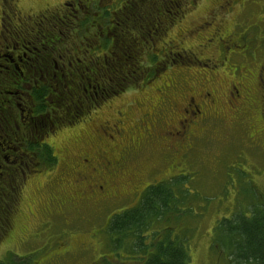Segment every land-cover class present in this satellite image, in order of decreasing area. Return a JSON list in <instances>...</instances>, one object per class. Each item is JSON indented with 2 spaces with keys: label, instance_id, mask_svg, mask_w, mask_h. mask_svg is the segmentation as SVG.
Returning a JSON list of instances; mask_svg holds the SVG:
<instances>
[{
  "label": "rangeland",
  "instance_id": "1",
  "mask_svg": "<svg viewBox=\"0 0 264 264\" xmlns=\"http://www.w3.org/2000/svg\"><path fill=\"white\" fill-rule=\"evenodd\" d=\"M62 1L0 0V9L15 15L10 7L15 5L19 11L16 14L22 18L30 15L27 20L33 22V44L40 56L54 54L58 59L57 52H62L63 46L79 44L84 36L87 40L81 48L74 47L80 48L79 57L73 58L83 60L104 52L107 37L102 38L100 46L97 41L89 42L93 32L88 30L89 20L85 33L73 35L53 17L43 18L49 12L61 14L72 8L58 5ZM153 1L124 2L135 3L130 16L133 22L158 19L154 15L160 9L163 15L177 16L159 38L144 39L151 45L139 59L145 71L141 79L130 81L124 90L102 99L79 123L66 122L54 135L45 136V141H53L61 159L58 163L53 159L56 165L52 168H48L47 161L38 163L37 157L27 160L33 164L23 169L26 179L21 197L27 195L26 207L19 210V200L13 212L5 215L0 228V260L114 264V252L101 228L113 213L138 205L149 184L169 182L177 200L160 219L152 218L153 230L147 233L186 239L189 264H229L233 258L227 259L218 240V222L229 219L234 212L248 213L254 208L264 213V86L259 82V70L264 71V0H187L181 3L184 7L179 15L173 14L177 8L172 0ZM112 2L101 0V8L113 6ZM109 19L114 20L108 14L102 17V28L108 29ZM56 29L65 33L54 51L47 36L38 31L54 36L58 35ZM127 31L123 33L118 27L115 32L120 38L129 34L139 40L137 34ZM228 48L234 53H228ZM106 53L109 56L108 50ZM57 63H63L62 59ZM240 79L250 94L242 90L233 99L230 93ZM205 92H210L214 102L203 120L193 119V133L181 141L172 132L188 124L189 120L182 121L185 99L194 96L195 101L203 102ZM104 124L123 125V138L96 139L95 132ZM139 136L141 142L131 150L127 148L130 154L121 162L124 168L120 165L114 176L104 175L105 195L110 197L102 196L95 185H90L96 182V170L75 174L77 168L86 166L83 158L88 154L94 158L97 151L104 150V156L118 158L127 139ZM70 160L77 164L73 169ZM89 163L94 167L105 165L101 159ZM32 168L36 171L30 172ZM83 175H93V180L84 183ZM20 183L21 173L16 185ZM7 200L14 205L15 199ZM125 258L128 260L122 264L132 262L130 256Z\"/></svg>",
  "mask_w": 264,
  "mask_h": 264
},
{
  "label": "flooded vegetation",
  "instance_id": "2",
  "mask_svg": "<svg viewBox=\"0 0 264 264\" xmlns=\"http://www.w3.org/2000/svg\"><path fill=\"white\" fill-rule=\"evenodd\" d=\"M119 2L120 0H113L111 5ZM131 3L132 6H135L134 2H130V4ZM58 5L62 7H72L70 10L66 9L65 12L61 14L57 13L56 15L57 23L63 26L65 25V27H63L64 30L70 33L73 32V35L81 34L85 32L86 21L89 20L88 30L91 29V26L93 27L89 42L95 43L97 41V46H100L101 25L98 26L97 24L101 18H99L101 0H63ZM6 6L8 5L6 4ZM10 7L15 11V15L11 14V10L9 12L5 8L3 10L0 9V187L3 186L1 190V206L3 207L5 215L8 214V216L13 212L15 204H17L19 200V210L24 211L26 207L27 195L21 197L26 179L23 169L28 170L33 164L28 163L27 160L31 161L34 157H37L38 163L41 164L45 161L42 157L44 156L42 154V149L32 146V143H36L32 139L35 137V134L39 130H46L47 127L50 128L49 131H46L45 135H41L38 138L36 136L37 139H34L37 140L39 145L43 144L49 147L52 152L51 157L54 160L56 159L55 161L58 163V160L61 158H59L58 153H55V145L53 141H51L52 143L47 140L45 141V136H48V134L54 135L62 126H66V122L74 124L84 119L85 114L71 122L67 119L69 116H72V111H77V107L80 103H77V105L71 104L72 109L69 110L71 112L68 111L64 114V109L61 110L58 112V117L55 115L53 108L54 104H58L61 101L63 102L68 97L71 98L70 93H68V96H64L60 91L67 87L65 74L66 76L71 74L69 68L72 66V62L67 61V59L69 58L68 56L73 53V50L76 49L74 47L82 46L84 41L87 40L81 37L79 44L75 43L69 45L72 48H66L64 50L65 54L63 51H58V59H56V55L54 54L40 56L38 54V49L33 44L36 43L35 36L33 37V22H28L27 20V17L30 18V15H26V17L24 16L22 18L19 14H16V12L19 11L15 5L14 7L10 5ZM96 9L98 10L96 11ZM58 10L61 12L62 8ZM64 33L65 32L62 30L60 31L62 37ZM62 37H60L59 40ZM234 40V43H236L237 39L234 38ZM49 44L52 46V50L55 51V45ZM236 45V47L239 46V44ZM228 53H234V50L229 49ZM98 56L99 55H96L97 58ZM60 58L63 62L61 64L57 63ZM97 62L96 60V63L92 65L90 76L93 74L91 78L98 83V80L101 81V71L100 68L96 66ZM259 75V82L262 87L264 86V71L259 70ZM233 88V92L230 93L233 99L240 95L242 90H244L247 95L250 94V90L244 87L243 79L235 83ZM70 90L73 92L72 89ZM203 97L205 99L203 102L195 101L194 96L185 99L186 103L182 108L185 115L182 121L189 120L188 124L182 125L180 129L177 128L172 132V135H178L181 141H184L183 139H188L193 133L190 128L193 119L203 120L208 114V108L212 106L211 103L214 102V99L210 96V92H205ZM79 101L80 98L77 99V102ZM15 107L18 108V111L15 110ZM120 113L121 112L118 111V115H120ZM78 115L81 114L78 113ZM45 118L49 120L53 118L54 121H45ZM105 122L107 123L108 121ZM119 123L122 124L123 120L119 119ZM193 124H196V121H194ZM132 132L133 130H131L128 135L130 136ZM124 133L125 128L123 125L117 126L115 124L100 125L99 130L95 132L96 139L107 136L111 141L116 140V137L123 138ZM127 140L129 141L120 147L119 150L121 153L118 158L117 156H104V150L102 152L100 150L97 151V155H95L94 158L88 154V158H83V161L86 162V166L82 169L77 168L75 174L81 175L82 173L96 170V182H92L90 185H95L97 191L101 193L102 196L110 197L107 196V194L105 195L107 191V179L104 178V175L114 176L119 172L121 162L127 160V148L129 147L131 150L134 145L140 143L141 136H139V138L129 137ZM129 154L130 152L128 156ZM99 159L105 162L104 166L94 167V164L91 165L89 163V161ZM54 165L56 164L53 162L49 163L48 168H52ZM76 166L77 164L72 161V169ZM121 167L124 168V165H121ZM31 171L36 170L32 168L30 172ZM121 171L124 172V169ZM19 173H21V183L17 186L16 180ZM83 178L84 183H89L93 180V175L88 177L84 176ZM86 178L88 180H86ZM15 186L17 188H15ZM7 188H9L10 191H7ZM89 190L88 188V191ZM13 193L15 195H13ZM135 193L136 192H134L133 195ZM11 198L15 199L13 206L9 205V201L7 200ZM21 201L22 207L20 209ZM19 216H21V214ZM49 250H51V248ZM66 251L65 249L64 253Z\"/></svg>",
  "mask_w": 264,
  "mask_h": 264
},
{
  "label": "trees",
  "instance_id": "3",
  "mask_svg": "<svg viewBox=\"0 0 264 264\" xmlns=\"http://www.w3.org/2000/svg\"><path fill=\"white\" fill-rule=\"evenodd\" d=\"M124 2L125 0H120L119 3L111 7H100L99 18H101L97 24L98 26L101 25L100 41L103 37H107L105 39H108H104L105 44H107L105 51H101L98 56H101V60H98L96 55L95 57H86L83 60L73 58L79 57L78 49L81 47L74 49L73 53L68 56L67 61L72 62L73 68L69 70L71 72L69 76L65 74L67 87L60 91L64 96H68V93H70L71 98L68 97L63 102L61 101L62 103L54 104L53 109L57 117L59 115L58 112L61 110L64 109L65 114L72 109L71 104L77 105V103H80L77 111H72V116L67 118L70 122L76 120L96 108L102 99L127 88V84L130 81H139L145 72L140 66L141 62L139 59L143 53L150 50L151 45L144 39L152 36V40H156L165 33L167 26L177 17L163 15L164 11L160 9L158 14L155 13L154 15V18L158 17V19L150 21L136 20V22H133L130 16L134 13L135 6H132L130 2H127L128 5H125ZM153 2H156V0ZM184 2H187V0H172L173 5L177 8L173 14L179 15L181 13L184 7L181 3ZM107 14L114 18L113 21L109 19L110 26L108 29L102 28V17H105ZM56 15L55 12H49L43 18L45 20H48L49 17L56 19ZM165 22L167 23L166 25L164 24ZM59 25L60 27H65L62 24ZM118 27L122 28L123 33H126V29H128V33L137 34L139 40H136L129 34L120 38V33L117 34L115 32ZM80 28L83 29L82 27ZM90 28V30H93L92 26ZM56 30L58 31V35L54 36L45 33L44 30H39L38 33H41L42 36H47V42L57 45L62 35L60 34V29ZM83 38L86 37L84 36ZM67 45L63 46L62 51L64 54L66 48H72L69 46L72 43H68ZM106 50H108L109 56H107ZM96 60L98 61L96 66L101 71L100 83L99 81L98 83L95 82L91 78L93 74L90 76L91 67L96 63ZM108 89L110 90L107 91ZM78 98H80L79 102H77ZM78 113L81 115H78ZM47 120L54 121L53 118H50V120L45 118V121ZM49 130L50 128L47 127L46 130L38 131L34 138L45 135L46 131ZM34 138L32 139L36 143H32V146L42 149L44 156H41L48 164L52 163V152L49 147L43 144L39 145ZM2 189L3 186L0 187V196ZM141 196L142 198L138 205L113 213L101 228V233L103 231L107 235L110 250L114 252L115 260H112V263L122 264L121 261L128 260L125 257L130 256L132 262L129 264H189V245L186 239L171 238L169 235L161 236L158 232L154 231L147 233L152 229V225L155 222L152 221V218L160 219L164 215L165 210L170 209L175 200H177L173 197L169 182L149 184L144 188ZM1 199L2 196L0 197V228L3 226L5 220V212L1 206ZM217 228L221 232L218 240H220L222 248L226 250L227 259L228 256L233 258L232 260L230 259L231 262L229 264H264V213L262 210L258 211L254 208L253 211H248V213L234 212L230 215L229 219H222L221 222H218ZM121 255H123L124 259L121 258ZM0 264L24 263L0 260Z\"/></svg>",
  "mask_w": 264,
  "mask_h": 264
}]
</instances>
